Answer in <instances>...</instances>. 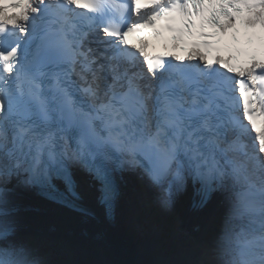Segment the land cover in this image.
Here are the masks:
<instances>
[{
  "label": "snow or ice",
  "instance_id": "1",
  "mask_svg": "<svg viewBox=\"0 0 264 264\" xmlns=\"http://www.w3.org/2000/svg\"><path fill=\"white\" fill-rule=\"evenodd\" d=\"M237 23L264 29V0H151L146 9L139 0H0V264H44L13 195L21 183L71 189L73 165L87 166L106 204L124 167L164 207L189 184L194 206L219 194L225 229L212 264H264V58L252 51L236 67L215 54L218 34L232 29L240 42ZM145 29L185 55H150L145 36L130 45ZM94 32L103 51L86 46ZM257 208L258 248L241 252L229 225Z\"/></svg>",
  "mask_w": 264,
  "mask_h": 264
},
{
  "label": "bare ground",
  "instance_id": "2",
  "mask_svg": "<svg viewBox=\"0 0 264 264\" xmlns=\"http://www.w3.org/2000/svg\"><path fill=\"white\" fill-rule=\"evenodd\" d=\"M82 176V171H76L78 184L84 186ZM136 182H129L126 188L122 186L120 189L113 221H108L103 209L96 205L94 198L97 194L86 188L83 202L75 199L76 202L68 203L75 207L81 203L92 216L78 214L33 196L22 184L16 187L13 201L28 240L41 238L56 241L69 245L75 253L97 256L106 264H212L219 237L225 229L226 203L223 197L215 194L204 207L197 210L190 206V184L180 198L181 203L173 197L169 208L173 210L176 203L179 212L173 210L172 214L168 213L175 219L173 237L178 248L167 255L157 252L161 232L151 227L147 237H144L135 231V226L141 229L136 222L140 210L146 212L149 208L148 214H151L154 203L161 202L159 190L151 191L152 188L150 190L144 186L141 179ZM258 199L259 195H256L255 200ZM229 227L239 251L258 248V242H253L250 236L260 229L258 208L251 214L235 217Z\"/></svg>",
  "mask_w": 264,
  "mask_h": 264
},
{
  "label": "rangeland",
  "instance_id": "3",
  "mask_svg": "<svg viewBox=\"0 0 264 264\" xmlns=\"http://www.w3.org/2000/svg\"><path fill=\"white\" fill-rule=\"evenodd\" d=\"M187 192V191H186ZM186 192H180L174 195V197L180 201L181 203V196L182 194H185ZM157 204V203H156ZM172 204H169L167 207L162 206L163 212L160 216L158 217L155 214L153 215V211L151 214H148V210H146V217L149 218L150 224L155 225L157 228H161V234L162 238L160 243L158 244L159 247L165 252L167 255L173 254L174 252L177 251V244L176 239L173 237V229H174V217L172 214L173 210H176L179 212L178 209V204H174L173 210L169 208V206ZM152 207V206H151ZM160 207V206H159ZM155 210V209H153ZM171 214H169V213ZM155 223V224H154ZM140 224V223H139ZM142 225L144 224L146 226V222L144 221L141 223ZM133 226V225H132ZM134 227V226H133ZM148 227V226H147ZM135 231H140L138 227H134ZM151 229L150 227L147 228L145 233V237H147V231ZM133 230V229H132ZM160 231V230H158ZM158 238V237H157ZM29 241L33 244V246L37 249L40 259L44 262V264H48L50 260H55L58 261L59 264H106L102 263L100 259L97 256H92L90 254H79L75 253L71 250L69 245H62L59 242L53 241H44L41 238H30ZM157 252L159 253L160 250L159 248L157 249ZM163 254V253H162Z\"/></svg>",
  "mask_w": 264,
  "mask_h": 264
},
{
  "label": "trees",
  "instance_id": "4",
  "mask_svg": "<svg viewBox=\"0 0 264 264\" xmlns=\"http://www.w3.org/2000/svg\"><path fill=\"white\" fill-rule=\"evenodd\" d=\"M48 264H59V263H58V261L50 260V262Z\"/></svg>",
  "mask_w": 264,
  "mask_h": 264
}]
</instances>
